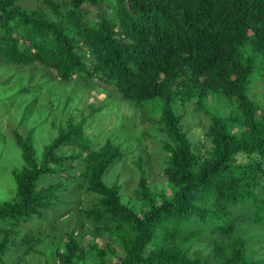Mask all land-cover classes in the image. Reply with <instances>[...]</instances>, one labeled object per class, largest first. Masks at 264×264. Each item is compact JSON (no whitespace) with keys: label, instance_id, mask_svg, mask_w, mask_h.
<instances>
[{"label":"trees","instance_id":"1","mask_svg":"<svg viewBox=\"0 0 264 264\" xmlns=\"http://www.w3.org/2000/svg\"><path fill=\"white\" fill-rule=\"evenodd\" d=\"M24 1L0 0V57L39 67L38 84L24 88L51 95L58 128L41 153L16 132L23 162L14 171L18 197L0 201V264L15 228L54 204L60 183L38 187V179L69 168L68 159L85 161L100 194L88 212L115 237L107 249L92 243L96 264H264L256 244L264 238V0H36L32 8ZM78 82L136 101L141 118L161 103L150 119L167 135V187L154 191L137 160L140 211L103 178L121 148H88L87 116L74 117L84 111L81 97L65 87ZM182 102L208 116L204 153L181 128ZM221 103L224 111L210 109ZM60 106L69 118L58 115ZM240 211L248 214L244 228ZM250 225L261 232L245 236ZM71 234L61 264H75Z\"/></svg>","mask_w":264,"mask_h":264},{"label":"rangeland","instance_id":"2","mask_svg":"<svg viewBox=\"0 0 264 264\" xmlns=\"http://www.w3.org/2000/svg\"><path fill=\"white\" fill-rule=\"evenodd\" d=\"M24 5L32 8L39 3L36 0H26ZM90 9L93 14L91 18L98 20L96 17L99 9L92 6ZM39 72L41 71L38 66L36 68L29 64L5 62L0 57L1 202L15 201L18 197L14 171L20 168L23 162V150L18 143L16 132L23 138L31 137L39 153L43 151L44 144L57 133V125L50 121L51 95L48 92L39 95L34 91L35 89L28 92L24 88L28 84L32 89L38 84ZM69 84L70 87L68 85L65 87L73 95L81 97L80 103L84 108L80 114L74 112V117L87 116L84 126L86 134L91 139L89 150H97L109 142L122 150L119 159L104 174V180L110 185L119 184L122 199L140 211V202L135 195L140 179L137 160H142L148 182L154 191L167 187L165 172L167 155L162 147L167 135L160 130L156 120L150 119V116L158 118L161 103L156 102L151 105L147 117L141 118V108L136 101L127 100L119 93H109L106 88L100 90L96 83L97 87L92 84L89 88L84 87L80 82ZM77 90L80 95L77 94ZM94 104L100 106L99 110H94ZM218 106H210V109L214 112L224 111L225 107L222 103ZM58 109L59 116L69 118L70 115H66L62 106ZM177 109L181 114V128L204 153L210 145V142L205 140L208 116L189 102L179 103ZM237 128L241 132L244 126L238 125ZM246 159L244 153L237 156V161ZM67 162L71 164L69 168L57 174H42L38 179V187L60 183L54 204L51 208L43 209L41 216L34 215L15 228L14 238L6 251L4 264H61L60 253L70 239V232H73L71 236L76 238L79 246L74 257L75 264H96V256L90 253L93 242H97L102 249H107V243L115 245V237L109 231L98 228L99 221L88 212L90 207L99 202L100 194L90 188L85 161L68 159ZM258 189L263 191L261 186ZM240 212L238 222L244 224V228L248 223V214L246 211ZM260 232L258 226L250 225L244 234L249 236ZM198 243L192 244V253H196ZM256 244L258 255L264 256V238L258 240ZM116 248L120 249L118 244ZM83 254L87 255L86 262L79 257Z\"/></svg>","mask_w":264,"mask_h":264}]
</instances>
